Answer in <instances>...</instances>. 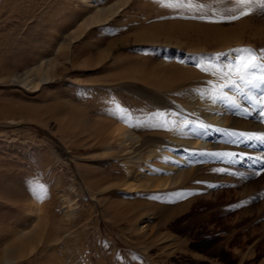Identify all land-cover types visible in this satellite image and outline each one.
Here are the masks:
<instances>
[{"label": "rangeland", "instance_id": "obj_1", "mask_svg": "<svg viewBox=\"0 0 264 264\" xmlns=\"http://www.w3.org/2000/svg\"><path fill=\"white\" fill-rule=\"evenodd\" d=\"M87 1L0 0V264H264V173L250 175L249 160L233 164L225 155H210H264V144L227 134L264 132V123L255 113L238 115V109L228 107L230 101L213 100L231 91L241 109L250 107L234 89L219 87L228 83L226 77L197 66H223L219 59L228 49L227 64L234 49H264V11L212 22L218 26L210 33L218 39L207 45L195 37L166 42L158 40L160 22L178 29L177 23L186 25L183 21H204L192 18L201 14L219 20L221 11L235 5L202 0L201 13L174 10L156 0H130L116 16L89 25L61 49L62 38L91 10L119 0ZM166 9L195 15L172 19ZM190 24L187 30L196 23ZM134 29L155 40L132 36L115 43ZM100 54L105 58L97 63ZM186 55L197 59L187 66L196 73L191 78L180 66ZM43 56L59 58L50 81L32 89L14 80ZM164 58L185 73L156 70L155 62ZM134 67L146 78L159 76L157 85L171 78L167 85L172 87L116 77ZM192 92H203L211 106L219 101V109H211L223 111L225 121L204 123L189 109L195 106ZM190 112L194 117L186 115ZM202 123L215 130L205 144L201 138L198 145L173 138ZM130 129L139 142L128 139ZM174 147L195 152L185 167L192 166L191 173L180 179L168 173L162 182L146 186L155 177L153 163L175 162L165 151ZM222 168L244 177L215 171ZM35 237L34 250L10 253L11 261L4 262L8 244L33 243Z\"/></svg>", "mask_w": 264, "mask_h": 264}, {"label": "bare ground", "instance_id": "obj_2", "mask_svg": "<svg viewBox=\"0 0 264 264\" xmlns=\"http://www.w3.org/2000/svg\"><path fill=\"white\" fill-rule=\"evenodd\" d=\"M88 1L89 2L93 1L94 2V0H91V1L88 0ZM129 1L130 0H119L117 3H115L111 7H97L96 6L97 8L91 10V12L86 17H84V20L82 21V23L79 24L78 28L74 32H71L68 35L64 36V38H62L61 43H60L61 49L67 47L74 40L78 39L83 34L84 29L87 28L89 25L94 24V23H98V22H101V21H104V20H109L112 17L116 16L118 13H120V11L123 9V7ZM207 2H208L207 5H213L214 4V6H215L216 5L215 3H217L218 0H207ZM166 10L167 11H165V12L171 11V9L170 10L166 9ZM165 12H164V14H165ZM189 12H191V10H189ZM168 13H166V14H168ZM173 13L174 12L169 13V14H172V16H171L172 19L173 18H177L178 16L187 15V17L189 18V17L195 15L194 13L191 14V13H187V12H184V11L183 12H181V11L177 12L176 11L174 14ZM169 14H168V16H169ZM202 20H204V21H201V20L200 21H191V20L190 21H183L186 25L190 24V23H196L195 25L193 24L194 26H193V28L191 30H187L186 29V27H188L189 25L186 26V25H181L182 23H177V22H179V20H176L177 22H175V23L179 24V26H181V27H178V25H177L178 29L175 27L176 24L174 25V27H172L173 23L167 24V22H169V21H167L166 24H164V25L162 24V22H160V24L158 23L159 25L155 27L159 31L158 40H160V38L163 37L166 42H172L176 38V40L178 42H181L182 40H187L189 38H194L195 37V38H197L199 40H202L206 45L209 44L210 42H214L216 40L217 36H216V38L214 36H212L209 29L214 28V27H216L218 25L213 24L214 22L210 23L209 20H205V19H202ZM182 26L183 27L185 26V28H183ZM174 28H176V29H174ZM130 33L132 34L131 36H125V37H122V38L121 37H117L115 43L118 44V42H117L118 40L119 41L122 40V41L129 42L130 37H132V36L135 37V41H151L152 42L153 40H155V37L151 36L152 34L146 35L145 34L146 32H144L142 29H140V30L139 29H134L133 32H130ZM231 54H232L231 51L228 49V52L223 54L225 56L223 58L219 59V60L225 65V64H227L228 60L230 61V59H231L230 55ZM190 55L183 56L182 60H181V63L183 65H180L181 68L184 69L186 73L191 74V76L189 78H191L193 76H196V73L193 72V71H190V69L187 66L196 63V60H197L194 57H191ZM104 58H105V55L104 54H100L99 57L97 58L96 62L99 63ZM58 59L59 58H55V57H52V56H43L42 59L39 60L37 63H32V64H30L27 67V70L24 72V76L22 78L17 79V78L21 77V75L20 76L16 75L15 76L16 78L15 79L13 78V79L16 80V81L18 80L26 88H32V89L33 88H37V87L40 86L41 83H44V82H46L48 80L50 81L54 77V75H53L55 73L54 70L56 69V67H57V65L59 63ZM130 60H132V59H130ZM133 61H134V59H133ZM140 62H141V60H140ZM145 64L146 63L144 62L143 65H145ZM154 65L153 66L155 68H157L156 70H159V69H161V70L163 69L162 71H164V70L165 71H168V70L169 71H174L175 70V71L181 72V75H183L185 73V72L181 71L179 69V66H177L175 63L168 62L167 58H164V59H162L159 62L156 61ZM184 65H186V66H184ZM134 66L139 67L140 65L135 62ZM136 67H134L133 69H130L128 71L126 70L127 68H125V70L121 69L122 71H120L116 77H118V79H119V77L123 78V79H125L127 81L128 80L140 81V82L142 81V82H145L146 84H149L152 87H157V88L159 87V88H162V89L172 87V85L170 83H169V85H167L168 81L171 80V78L167 79V84H165V82H164V83H158L160 85H157V78L159 76L157 78H154V77H151V74H150V78H146V77L140 75V73L138 71L139 68L137 69ZM149 68L153 69L152 68V64H151V66ZM147 73H148V71H147ZM158 73H160V75H161L160 71L157 72V74ZM168 73H170V75H171V72H168ZM166 76L169 77L168 74H166ZM175 76H177V74L176 75L174 74V76H172V77L174 78ZM113 79H115V78H113ZM175 80L173 79L174 83H176ZM165 81H166V79H165ZM174 83H172V84H174ZM227 89H230V88H225L224 90L227 91ZM228 93L231 94V91L228 92ZM200 94H203V92H201V93L192 92V101L190 103L194 104L195 106L194 105H193L194 107H190L189 106V109L191 108L192 111L195 110L197 112V114L201 116L203 121H205L204 123H206V121L208 123L211 121L212 124H222V122L225 121V116L221 115L223 113V111H221L222 113L220 111H217V112L212 111V109H219V107H218L219 101L218 102L215 101V103L213 102L212 106H211L204 100L203 97H201ZM155 102H157V99H155ZM192 104H191V106H192ZM186 115H190L191 116L192 113L191 114L187 113ZM198 115H196V116L198 117ZM192 116L194 117V115H192ZM204 123H202V124H204ZM185 125H187V124H185ZM200 125L201 124L198 125V128L196 126L190 127L189 131L185 130L186 133L185 132L182 133V132L179 131L180 133L177 132V134L173 138L174 139H176V138L179 139L178 143L181 140L182 142L189 143V145H191L193 143L197 144L196 140L201 138V140H203L202 143L205 144L206 140L208 141L209 138L211 140V138L215 135V133L213 135V132L215 130L213 128L211 129V127H208L207 129H203V128L200 127ZM209 125H207V126H209ZM210 130H211L212 134H210ZM250 132H251V130H250ZM128 139L139 142L140 137L134 130L130 129L128 131ZM165 151L170 153L169 156L176 157L177 159L175 160V162H172L168 158L169 160L167 159V160H163V161H159V162L153 163L156 166L155 167L156 170H154L155 169L154 168L153 169L154 173H152V174H155V177H152L151 179H148L149 180L148 182H151V184L146 183V186L147 185L148 186H154L155 183L162 182L164 179H166L165 176L168 173L170 174L169 177L174 178V179L175 178L176 179L186 178L191 173V171L193 169V168H191L192 166H189L190 169L188 167H187L188 169H186L185 167L188 166L187 159L190 160L191 158L195 157V154H194L195 152L192 153V152L187 151L186 149H181V148L179 150L176 149V151H172L171 149L170 150L167 149ZM160 155H162V154H160ZM196 155H197V153H196ZM163 156H164V154H163ZM166 158H167V156H166ZM172 160H174V159H172ZM145 170H146V168H145ZM150 170L152 171V169H150ZM35 241H33V243H31V241H23V242L20 241V242H16V243H13V244H8L6 246L7 247L6 250L4 251L5 252L4 253V257H3V260H5L4 262L11 261L12 258L8 257L10 253H14L15 255L22 256L27 251L34 250V248L36 247L35 243H37L39 241V239L37 237H35Z\"/></svg>", "mask_w": 264, "mask_h": 264}, {"label": "snow or ice", "instance_id": "obj_3", "mask_svg": "<svg viewBox=\"0 0 264 264\" xmlns=\"http://www.w3.org/2000/svg\"><path fill=\"white\" fill-rule=\"evenodd\" d=\"M156 2L162 6L169 7L174 10L189 8L196 9L201 13H204V9L206 7L202 0H156ZM229 2L234 4L235 7L221 11L219 20H215L213 15L208 14H201L192 18L206 19L211 22H230L241 19L245 16H249L257 9L264 11V0H229ZM253 5L255 7H253ZM212 11L215 13L216 10L213 9ZM233 52L236 54L233 60L223 66H197L201 67L202 71L211 72L213 76H220L222 78L226 77L228 79V83H224L219 87L221 89H234L240 96L248 101L250 107L241 109L240 105L236 102V99L234 97H230L227 92L218 97H211L213 100L219 99L230 101L228 107L238 109V115L242 113L243 117H247L255 113L259 117L258 122L264 123V49L257 50L250 47H242L234 49ZM117 107L120 108L119 105H117ZM120 110L126 111L122 108H120ZM113 114L116 115V113ZM120 118L125 119V117ZM173 126L175 127V124ZM200 127L207 129L210 126L201 124ZM227 134L233 138L242 137V142L251 143L255 141L264 144V132L242 133L230 131ZM233 142H236V140L234 139ZM210 155H225L229 157V163L233 164L243 163L244 160H249L251 161L250 167L254 168V170L249 173L250 175L258 176L261 173H264V155L255 157L247 153H211ZM257 165H260V167H255ZM215 171L239 174L241 177H244V173H235L232 172L231 169L222 168L215 169ZM240 206L243 205H234L232 207L235 208Z\"/></svg>", "mask_w": 264, "mask_h": 264}]
</instances>
